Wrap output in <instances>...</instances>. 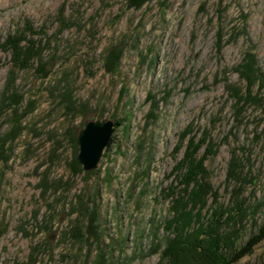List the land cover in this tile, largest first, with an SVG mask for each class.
<instances>
[{"label":"rangeland","instance_id":"obj_1","mask_svg":"<svg viewBox=\"0 0 264 264\" xmlns=\"http://www.w3.org/2000/svg\"><path fill=\"white\" fill-rule=\"evenodd\" d=\"M27 24L43 68L17 70L4 42ZM250 51L264 75V0H0V264H162L174 167L204 137L218 202L241 193L255 211L244 240L255 233L264 88L242 102L237 73ZM92 121L113 132L86 170L78 136ZM263 261L264 241L236 264Z\"/></svg>","mask_w":264,"mask_h":264},{"label":"trees","instance_id":"obj_2","mask_svg":"<svg viewBox=\"0 0 264 264\" xmlns=\"http://www.w3.org/2000/svg\"><path fill=\"white\" fill-rule=\"evenodd\" d=\"M152 1L128 0V4L131 8L140 9ZM38 34L33 26L27 24L23 30L7 37L4 48L11 55L14 69L27 70L35 60H40L39 66L43 68L41 57L44 45L42 40L35 39ZM108 50L104 63L109 73H115L122 56L116 49ZM237 73L246 83L247 92L241 98L242 102L256 99L251 94L258 85L259 88H264V75L255 54L251 51L246 53ZM235 93L238 94V91L235 90ZM12 94L18 102V95ZM6 140L4 138L0 142V149L5 148ZM206 140L204 137L195 143L190 139L183 158L174 167L175 182H178L180 190L176 192L172 189L167 196L171 201L169 217L164 222L168 237L161 252L162 264H236L252 255L264 241V223L246 240L243 238L247 220L255 211L242 203L241 193L236 194L232 206H224L218 202L217 190L209 178L206 165L210 156V144ZM203 148L204 152L201 153ZM233 171L235 170L231 169L230 173ZM213 207L216 208L213 210ZM95 213L97 215L96 211ZM26 264L36 262L32 260Z\"/></svg>","mask_w":264,"mask_h":264},{"label":"water","instance_id":"obj_3","mask_svg":"<svg viewBox=\"0 0 264 264\" xmlns=\"http://www.w3.org/2000/svg\"><path fill=\"white\" fill-rule=\"evenodd\" d=\"M112 132L113 122L111 121H92L80 131L77 160L86 170H91L96 166Z\"/></svg>","mask_w":264,"mask_h":264}]
</instances>
